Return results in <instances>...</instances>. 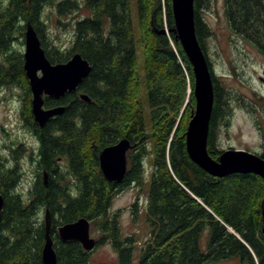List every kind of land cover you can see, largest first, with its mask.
Listing matches in <instances>:
<instances>
[{
	"label": "trees",
	"instance_id": "1",
	"mask_svg": "<svg viewBox=\"0 0 264 264\" xmlns=\"http://www.w3.org/2000/svg\"><path fill=\"white\" fill-rule=\"evenodd\" d=\"M194 2L197 37L212 66L207 40L213 31L202 16L212 0ZM47 7L67 17L83 7L90 11L77 16L69 48L47 42L42 19ZM135 10L148 118L139 103ZM224 13L230 30L264 56V0H224ZM2 17L31 22L52 63L67 62L79 52L92 70L78 94L46 97V107L65 105L63 114L42 128L33 120L41 147L39 171L28 198L17 189L22 176L18 164L12 166L0 156V192L5 197L0 220L1 264H42L47 214L57 264H92L79 242H64L58 234L59 226L81 217L95 227L111 226L105 231L113 234L120 247L119 264H133V238L120 236L119 212L110 213L114 197L131 185L139 190L132 205L134 217L143 212L150 229L147 244L138 250L140 264H209L229 258L264 264V179L255 173L212 176L187 151L185 134L195 108L194 75L176 38L172 0H10L7 8L0 0L1 28L5 24ZM164 29L169 32L161 33ZM25 30L26 25L18 28V36L24 37ZM5 48L6 40L0 34V50ZM9 57L14 68L0 71L6 75L3 80L28 87L22 53L13 51ZM212 76L215 99L208 151L218 158L223 151L217 147L218 125L229 114V95L214 71ZM27 105L31 115L29 97ZM122 138H128L133 147L128 152L126 177L115 183L103 175L99 153ZM146 163L152 166L149 178ZM44 172L48 173L47 184ZM142 192H146L144 209L138 201ZM206 229L210 233L203 249L200 240Z\"/></svg>",
	"mask_w": 264,
	"mask_h": 264
},
{
	"label": "rangeland",
	"instance_id": "2",
	"mask_svg": "<svg viewBox=\"0 0 264 264\" xmlns=\"http://www.w3.org/2000/svg\"><path fill=\"white\" fill-rule=\"evenodd\" d=\"M88 14L90 11L83 7L79 12L67 17L59 14L54 7H47L42 15L47 42L53 41L62 48H69L74 39L75 21L78 17ZM202 16L213 31L207 40L212 69L229 95V114L218 125L217 147L222 150L230 147L246 149L261 155L264 152V56L251 43L230 30L224 13V0H212L211 8L203 11ZM133 18L137 40L138 75L141 81L139 103L148 118L150 107L144 81L143 51L139 42L136 10ZM22 40L19 35L13 44V51L24 53L25 44ZM15 91L19 93L18 90ZM5 96L6 94H0V156L7 158L12 166L18 164L22 176L17 189L28 198L37 170L35 158L32 160V156L35 157L32 154L34 141L17 126L19 122L16 118L19 109L17 98L13 96L2 102ZM146 166L149 178L152 166L149 163H146ZM138 194L139 190L134 185L123 188L114 197L110 213L119 212L123 233L125 235L136 233L138 240L136 245L145 246L150 237L149 226L145 222L143 212L135 219L132 210ZM138 201L140 209H144L146 192L140 194ZM96 229L94 222H91V231L97 233ZM209 233V229H206L201 237L200 245L203 249L207 247ZM137 255L138 249L135 251V256ZM95 258L108 264H116V252L112 248L94 253L91 259ZM229 259L231 260L209 264H240L239 258ZM241 264L249 263L241 261Z\"/></svg>",
	"mask_w": 264,
	"mask_h": 264
},
{
	"label": "water",
	"instance_id": "3",
	"mask_svg": "<svg viewBox=\"0 0 264 264\" xmlns=\"http://www.w3.org/2000/svg\"><path fill=\"white\" fill-rule=\"evenodd\" d=\"M172 8L176 38L182 44L194 75L195 108L185 134L187 151L191 159L215 177H224L232 173H255L264 179V158L258 153L233 147L224 149L218 158H214L209 153L208 138L215 99L212 66L197 37L194 0H172ZM168 32L167 29L161 31V33ZM23 58V68L33 95L32 113L39 126L44 127L50 119L63 114L66 110L65 105L47 108L46 97L60 99L67 93L77 91L91 72L92 66L79 52L74 53L67 62L52 63L31 22L26 25ZM81 98L90 100L86 94H81ZM132 147L128 138H122L100 151V168L109 181L115 183L124 181L128 171V152ZM44 176L46 178L47 173ZM198 200L201 202L200 199ZM4 205L5 197L0 192V220ZM262 219L264 234V202ZM50 226L51 220L47 214L45 242L41 254L42 264H57V253L50 235ZM229 230L235 233L231 228ZM58 234L64 242L81 243L86 251H91L96 246V239L91 236V220L87 217L59 226ZM10 264H19V262Z\"/></svg>",
	"mask_w": 264,
	"mask_h": 264
},
{
	"label": "flooded vegetation",
	"instance_id": "4",
	"mask_svg": "<svg viewBox=\"0 0 264 264\" xmlns=\"http://www.w3.org/2000/svg\"><path fill=\"white\" fill-rule=\"evenodd\" d=\"M9 5H10V0H4V6H6V8H7ZM2 19H4L3 21H5V24L2 28L0 27L1 28L0 34H2L4 39L6 40V48L4 50H0V71H6V72L10 71L11 72V70L14 67L12 64H10L8 62V60L10 58L9 56L13 52V44L18 38V28H22L23 25H27V23L29 21L23 20L20 23L18 21V18H16V17H13V18L12 17H8V18L2 17ZM21 37L23 38L22 42H24V44H25V38H24L25 36L24 37L21 36ZM23 60H24V58H23ZM10 75L13 76V74H10ZM3 77H6V75L0 74V89H1L0 94L1 95L6 94V96L4 97L5 99H3L2 102L8 100L9 98H11L13 96H15L17 98V100H18L17 102L19 104L18 112H16V114H17L16 118L19 121L17 126H19V129L22 130L25 135H28V137L34 141V145L32 146V144H31L32 154L35 155V157L32 156V160L35 158V162L37 163L39 149L41 147V140H40V133L37 131V129H35L33 127V125H34L33 120H35L34 115H33V113L30 115V113L28 112L29 111L28 105H27L28 104V97H29V100L32 101V96H33L32 91L30 89V85L28 83V87H27L22 82L10 83L11 80L5 81V80H3ZM15 90H18L19 93H17ZM75 93L78 94V91H75ZM29 94H31V99H30ZM47 108H49V107H47ZM31 112H32V107H31ZM22 145H23V143H22ZM45 173H47V172H44V174ZM37 174H38V164H37V170H36L34 181L36 180ZM34 181H33V183H34ZM45 183L46 184L48 183V173H47V177L45 178ZM32 187H33V185L31 186V188ZM31 188H30V190H31ZM96 228L97 229L95 231L97 233H93V231H91V236L96 239L95 248L91 251H86L83 248L85 252L89 253L90 262L92 264H108L107 262L97 260L96 258L91 259V256L94 255V253H96L98 251H102L105 248H109V249L112 248V250H114L116 252V264H119V254H120L119 249H120V247L118 248V246L114 243V240L112 238L113 234L105 231V229L112 228V227L111 226H105V225H99ZM120 236L123 239H127V238L132 237L133 239L131 240V242L133 243L132 244L133 247L135 246V251L137 249L140 250L143 247H145V246L136 245V243L138 242L136 233L125 235L123 233V229L121 228V226H120ZM226 260L230 261L231 259H225V260L219 261L218 263L226 262ZM239 262L241 264L240 260H239ZM133 264H140V257L138 258V256H135Z\"/></svg>",
	"mask_w": 264,
	"mask_h": 264
}]
</instances>
